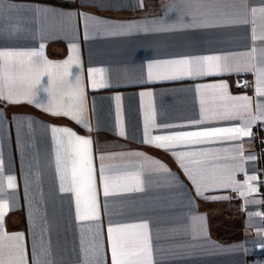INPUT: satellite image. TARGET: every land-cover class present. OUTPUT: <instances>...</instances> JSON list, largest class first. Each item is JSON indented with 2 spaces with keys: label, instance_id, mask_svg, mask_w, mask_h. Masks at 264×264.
Returning a JSON list of instances; mask_svg holds the SVG:
<instances>
[{
  "label": "crops",
  "instance_id": "0c3cea01",
  "mask_svg": "<svg viewBox=\"0 0 264 264\" xmlns=\"http://www.w3.org/2000/svg\"><path fill=\"white\" fill-rule=\"evenodd\" d=\"M261 173L264 0H0V264H264Z\"/></svg>",
  "mask_w": 264,
  "mask_h": 264
},
{
  "label": "snow or ice",
  "instance_id": "6c2138e0",
  "mask_svg": "<svg viewBox=\"0 0 264 264\" xmlns=\"http://www.w3.org/2000/svg\"><path fill=\"white\" fill-rule=\"evenodd\" d=\"M5 55H11V53H5ZM221 59L219 56H205L200 58H194V59H182V60H174L167 62V70L175 72V73H183L188 76L192 75H203L206 72L207 68L212 67V62H218ZM218 132H195V133H184L176 137H168V138H160L158 137V140L163 139H193L196 137H202V136H211V135H217ZM161 146H164L161 144ZM139 190V189H137ZM106 196L109 195L107 188H105ZM90 198L93 203V209L94 211V203H95V195L94 193H90ZM82 219H92L93 216H87V217H81ZM138 227L147 229L148 225L146 223L138 225ZM114 264H120L119 261H115Z\"/></svg>",
  "mask_w": 264,
  "mask_h": 264
},
{
  "label": "built area",
  "instance_id": "2783aa9c",
  "mask_svg": "<svg viewBox=\"0 0 264 264\" xmlns=\"http://www.w3.org/2000/svg\"><path fill=\"white\" fill-rule=\"evenodd\" d=\"M233 83L235 84L236 88L239 90L251 92L253 89L252 80L246 75H239V76L234 77ZM257 156L259 159L262 158V151L260 149L258 151ZM257 184L260 188V195L262 198V203L258 209V213L260 216L261 225L263 226V229H264V174L263 173L260 174L257 180Z\"/></svg>",
  "mask_w": 264,
  "mask_h": 264
}]
</instances>
